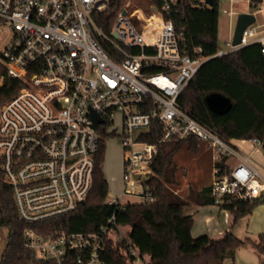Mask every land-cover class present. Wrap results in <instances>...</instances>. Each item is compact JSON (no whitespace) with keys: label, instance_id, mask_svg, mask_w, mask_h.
<instances>
[{"label":"built area","instance_id":"1","mask_svg":"<svg viewBox=\"0 0 264 264\" xmlns=\"http://www.w3.org/2000/svg\"><path fill=\"white\" fill-rule=\"evenodd\" d=\"M131 2H150L153 17ZM108 0H0V31L11 39L0 49V88L9 79L20 89L0 105V169L11 186L18 219L29 225L76 211L92 188L102 128L123 131L126 182L123 195L153 202L147 180L158 145L141 140L157 123L160 143L204 144L212 153V205L228 213L233 201L264 197V166L244 145L263 148L258 138L227 140L202 123L181 98L210 59L253 44L264 55L263 30L248 27L239 46L205 57L188 47L184 30L169 19L179 0H128L110 33L96 23ZM92 114L103 120L96 124ZM224 161L223 166L218 165ZM108 204H121L117 196ZM115 218L97 232L44 234L30 226L24 247L36 261L107 264V239L120 234ZM1 227V226H0ZM135 261L138 251L122 235Z\"/></svg>","mask_w":264,"mask_h":264},{"label":"trees","instance_id":"2","mask_svg":"<svg viewBox=\"0 0 264 264\" xmlns=\"http://www.w3.org/2000/svg\"><path fill=\"white\" fill-rule=\"evenodd\" d=\"M128 0H108L105 11L96 15L97 25L110 33L118 14ZM161 7L162 0H153ZM179 0V12L169 15L177 28H182L188 47L201 48L205 57L215 56L218 50L220 2L221 0ZM145 3V2H135ZM150 5V2H146ZM263 0H250L251 8L258 9ZM18 80L9 79L0 88V105L14 96L20 89ZM222 94L231 101L230 109L222 114L214 113L206 103L211 94ZM182 104L202 122L227 139H254L264 142V55L259 44H253L222 57L210 59L199 70L185 90ZM163 135L161 125L155 123L141 140L158 145V153L150 163L152 175L147 180L153 202L108 204L109 184L103 171L105 143L100 141L95 158L92 188L87 199L74 212L48 222L29 225L18 219L12 188L4 181L0 169V226L9 230L8 243L0 264H52L36 261L24 247V232L32 226L44 234L67 232L92 233L108 225L111 218L115 224L131 228V245L141 258L149 256V264H224L234 259L237 251L252 244L259 253L264 252V234L258 241L239 239L231 231L222 237L207 234L193 236L194 219L185 215V209L194 205L178 195L172 188L176 185L178 166L175 155L186 144L173 140L160 143ZM189 143V142H188ZM197 149V142L190 141ZM224 161L218 163L223 166ZM2 160L0 159V167ZM198 202L212 205L210 187L204 189ZM262 198L254 202L233 201L225 206L233 215L232 226L250 215ZM116 225H111L116 228ZM126 242L114 237L107 239L104 260L107 264H134L135 259L126 249Z\"/></svg>","mask_w":264,"mask_h":264},{"label":"rangeland","instance_id":"3","mask_svg":"<svg viewBox=\"0 0 264 264\" xmlns=\"http://www.w3.org/2000/svg\"><path fill=\"white\" fill-rule=\"evenodd\" d=\"M133 7L148 10L150 5L146 2L142 4L134 2ZM242 13H255L256 23L254 26L258 27L259 31L264 30V0L258 9L251 8L250 0H221L218 35L219 51L229 50L231 48L229 45L230 40L234 34L237 18ZM10 39L11 35L6 30L0 31V49L4 48ZM105 129V127L102 128L100 138L105 143L103 171L109 184L108 199H111L113 196H118L121 198H119L121 204L142 203L144 200L140 196L131 194L123 195L126 182L124 180L125 150L123 147L122 128L118 125L113 135L108 134V132L112 131L111 128H108V132ZM190 145V142L184 144L174 157V161L179 169L176 174V185L171 186L178 195L188 200H192V198L196 199V194H199L209 187L215 180L214 161L208 147L204 144L197 143V149H193ZM259 151L262 155L264 154V149L260 147L254 149L252 153V155L255 152L257 153L254 157L257 161L261 158ZM120 231V234H115L114 237L120 239L122 235L129 241L130 226L120 225ZM194 233L197 235V229ZM8 235V228L0 227V260L8 243ZM149 262V256L144 255L142 260H137L134 264H149Z\"/></svg>","mask_w":264,"mask_h":264},{"label":"crops","instance_id":"4","mask_svg":"<svg viewBox=\"0 0 264 264\" xmlns=\"http://www.w3.org/2000/svg\"><path fill=\"white\" fill-rule=\"evenodd\" d=\"M261 35H264V30ZM244 148L248 153L254 151L250 145H244ZM256 154L255 152L253 156L255 157ZM259 154L261 158L258 162L264 166V154L262 155L261 152ZM200 193L196 194V199L190 200L194 205L185 209V215H192L194 219L192 231L194 237L207 234L219 238L231 231L239 239H250L256 242L259 236L264 234V197L250 215L232 226L233 215L223 212L214 205H201L198 202ZM196 229L197 235L194 233ZM224 264H264V252L259 253L252 244H247L237 251L234 259H227Z\"/></svg>","mask_w":264,"mask_h":264},{"label":"water","instance_id":"5","mask_svg":"<svg viewBox=\"0 0 264 264\" xmlns=\"http://www.w3.org/2000/svg\"><path fill=\"white\" fill-rule=\"evenodd\" d=\"M207 3L209 5L212 4L211 0H207ZM255 23H256V16L253 13H242L238 16L235 25L234 34L232 37L233 47H237L241 44L245 30L248 27L253 26ZM205 100L208 106L210 107V109L216 114L225 113L231 107L230 99L222 94L215 93L208 95ZM92 118L96 124L103 123V120L100 119L95 114H92Z\"/></svg>","mask_w":264,"mask_h":264},{"label":"bare ground","instance_id":"6","mask_svg":"<svg viewBox=\"0 0 264 264\" xmlns=\"http://www.w3.org/2000/svg\"><path fill=\"white\" fill-rule=\"evenodd\" d=\"M133 4H134V2H131V3L129 4V9H130V10L136 9L137 11H140V12H141V8H134V7H133ZM143 10H144V9H143ZM144 12H145V15H148V16L154 18L153 14H152L151 11H150V7H149L148 10H145Z\"/></svg>","mask_w":264,"mask_h":264}]
</instances>
